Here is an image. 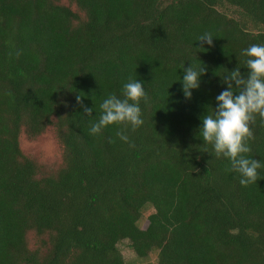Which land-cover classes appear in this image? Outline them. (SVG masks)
Here are the masks:
<instances>
[{"label": "trees", "instance_id": "16d2710c", "mask_svg": "<svg viewBox=\"0 0 264 264\" xmlns=\"http://www.w3.org/2000/svg\"><path fill=\"white\" fill-rule=\"evenodd\" d=\"M253 44L264 0H0V264H127L123 241L143 264H264V167L241 186L198 136L217 76L245 74ZM191 63L206 74L187 100ZM136 79L130 142L117 126L91 135ZM250 127L247 157L264 165V121ZM47 132L56 160L23 146Z\"/></svg>", "mask_w": 264, "mask_h": 264}, {"label": "clouds", "instance_id": "9594fccd", "mask_svg": "<svg viewBox=\"0 0 264 264\" xmlns=\"http://www.w3.org/2000/svg\"><path fill=\"white\" fill-rule=\"evenodd\" d=\"M214 38L210 33L199 37V43L213 46ZM246 58L247 72L242 74L241 67L226 72L220 78L224 90L216 96V107L206 108L200 118L198 136L204 145H210L216 158L230 162L231 170L239 175L241 186H248L258 179V170L264 165L247 157L251 148V125L256 118L264 121V44H253L242 51ZM205 67L183 66L180 76L181 91L185 99L191 100L193 91L201 87ZM147 93L142 81L130 80L123 85L121 96H108L100 104L99 119L91 123L89 132L100 135L109 126H117V135L124 143H129L128 130L136 131L144 124L141 102ZM83 107V106H82ZM93 117V108H84Z\"/></svg>", "mask_w": 264, "mask_h": 264}, {"label": "rangeland", "instance_id": "374dc122", "mask_svg": "<svg viewBox=\"0 0 264 264\" xmlns=\"http://www.w3.org/2000/svg\"><path fill=\"white\" fill-rule=\"evenodd\" d=\"M52 134V132H47L35 143L24 141L23 146L26 149H30L34 154L38 153V156L43 160H56L59 156V150L54 143L55 141ZM118 248L127 264H143L145 262L136 257L128 241L121 242ZM146 262H148V260Z\"/></svg>", "mask_w": 264, "mask_h": 264}]
</instances>
